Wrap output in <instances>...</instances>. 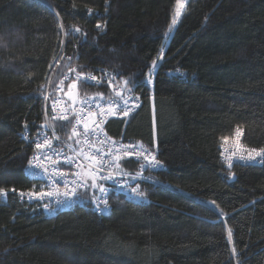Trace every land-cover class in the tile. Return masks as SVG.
Masks as SVG:
<instances>
[{"label":"trees","instance_id":"1","mask_svg":"<svg viewBox=\"0 0 264 264\" xmlns=\"http://www.w3.org/2000/svg\"><path fill=\"white\" fill-rule=\"evenodd\" d=\"M175 3L0 0V264H264V159L226 166L219 157L221 138L237 128L247 147L264 149V0H188L165 38ZM70 67L124 88L135 82L139 108L103 129L161 162L144 173L151 182L135 185L144 198L111 194L107 214L47 216L18 196L41 186L25 174L24 129L47 121L75 147L70 122L46 120L42 101L66 89ZM78 93L106 95L82 83ZM117 163L138 171L131 159Z\"/></svg>","mask_w":264,"mask_h":264},{"label":"built area","instance_id":"2","mask_svg":"<svg viewBox=\"0 0 264 264\" xmlns=\"http://www.w3.org/2000/svg\"><path fill=\"white\" fill-rule=\"evenodd\" d=\"M155 69L150 68L146 73L145 77L142 80V84L146 85L147 79L149 78V73L151 72V80L154 76ZM75 70V71H72ZM80 73L86 76H95L98 79H102V82L97 84L95 81L92 82H82L77 80L76 74ZM62 83H67L66 89H56L54 94H48L44 92L42 96L43 107L46 112L45 119L48 120H58V121H69L70 122V133L75 140V147L69 145L67 142L63 141L49 126L46 121V128L41 129L35 133H29L26 129H24L23 137L27 144H29L31 148V155L28 159L27 166L25 168V174L32 180H37L41 183V186L38 190H31L20 192L18 194L20 200H25L27 202L35 203L38 207L43 211L47 216H54L58 212L73 210L77 207H83L85 209L90 210L95 214H107L110 211V203L109 196L113 195H124L126 198H131V189L135 188L137 181H148L144 175L146 171H158L161 169V166L155 168H145L141 169V164L144 163L142 158H137L135 155L128 156L127 152L132 151L135 152L138 150L137 147L128 148L127 146H142L144 150L155 154L152 150L146 148L144 145L133 142V141H121L118 139H111L103 129V124L108 118H126L132 113H134L140 106L141 103V95L138 89L135 87L132 91H127V88H124L122 85L114 84L108 76L101 73H93V72H80L75 67H70L61 78ZM74 82L82 83L84 85L103 88L106 91L105 96L91 97L85 96L82 99H79L78 93V102L73 109L70 108L69 101L65 98V93L70 89L69 85ZM151 85V83L149 84ZM117 92L121 93V96L124 99H121V96H117ZM83 101V103H82ZM127 101V103H125ZM97 104L100 107L105 109L104 115L100 114V108L97 107ZM112 108L117 112L116 115L108 114V109ZM83 110V111H81ZM127 111L128 115H123V112ZM95 113L94 115H89V113ZM66 116L67 119H60V117ZM79 120V123H78ZM84 123L89 125L90 134L85 136L84 133ZM99 126V132L91 131ZM75 129L77 135H73V130ZM236 131V129H235ZM235 131L232 136L229 137L227 142L222 141L219 148V157L223 164L229 166L228 160L232 159V164H249L261 166L263 163L264 157H256L254 160H240L238 157L240 155H244L247 157V152H240L236 150V137ZM241 138L240 145L247 149H253L247 147L243 142V132L241 130ZM39 136V142H43L44 138H47L52 141L51 149H44L39 152L41 159H44L45 155L50 157V159H44L45 165L48 167L49 173L52 172H61L67 174V179L69 181L68 185H65L64 177L56 176L53 180L47 179L45 176L33 178L29 174V160L33 159L34 156L37 155V150L35 148V144L37 142V137ZM58 137V139H54L53 137ZM85 140L88 143H85ZM79 141V143H77ZM261 150V149H256ZM223 152V155L221 153ZM235 152V155L233 153ZM83 153V154H82ZM101 153L104 154L105 164L103 169L99 172L100 176L108 175L110 171H116L114 169L115 164L123 159H131L138 164L137 173H141V175L137 176L135 174L129 173H121L114 178L113 180H97V183H103L105 188L109 189L107 193H101L98 188H79L77 184L83 181L84 177L91 168L97 167L96 161L101 159ZM95 156L96 160H92L91 157ZM117 157L120 159L117 160ZM70 158V159H69ZM157 159V158H156ZM158 160V159H157ZM36 171H41V169H36ZM74 173H79L80 177L77 179L74 176ZM135 176L136 179L133 180L132 177ZM72 180H77V184L71 183ZM122 181L128 182L127 188L119 187V183ZM89 185L91 184V180H88ZM76 188V195L73 196H65L64 193L66 191H71L72 188ZM89 190L91 192V196H82L81 192H86ZM40 191H52L54 195L52 197H43L42 199L39 197L29 198L27 193L29 192H40ZM21 193L25 195L21 196ZM95 197V200L93 199ZM104 201L107 202V207H105ZM45 204L49 207L45 208ZM103 209V211L101 210Z\"/></svg>","mask_w":264,"mask_h":264},{"label":"snow or ice","instance_id":"3","mask_svg":"<svg viewBox=\"0 0 264 264\" xmlns=\"http://www.w3.org/2000/svg\"><path fill=\"white\" fill-rule=\"evenodd\" d=\"M186 7V4L184 3V0H176V4H175V8H174V13H173V16H172V19H171V22L170 24L168 25V30L167 32L165 33V38H167L173 31L174 29L176 28L180 18L182 17V15L184 14V9ZM89 13L91 14V9L88 10ZM102 25L100 24H97V28H101ZM77 32L80 31L79 28L76 29ZM161 58H163V49L161 50ZM152 66H153V69L156 68L158 66V63H157V60H153L152 61ZM72 71H75V70H72ZM149 75V78L147 79V83H152V80H151V72L148 74ZM76 77H77V80H80L82 82H92V81H95L97 84L101 83L102 82V79H98L97 77L95 76H86V75H82L80 73H77L76 74ZM124 84L125 85H131L130 88H127L126 90L127 91H132L135 89V87L137 86L135 84L134 81H132L131 79L129 80H125L124 81ZM76 87V84L73 83L71 85H69V88H74ZM71 93H69L70 95ZM117 96H121V93L120 92H117L116 93ZM121 99H124L123 96H121ZM83 103V101H82ZM125 103H127V101H125ZM97 107L100 108V114L101 115H104L105 113V109L100 107L99 104H97ZM83 111V110H81ZM108 114L110 115H116L117 112L115 110H113L112 108H109L108 110ZM95 113H89V115H94ZM123 115L127 116L128 115V112L125 111L123 112ZM60 119H67L66 116L64 117H60ZM78 123H79V120H78ZM99 126L97 125V127L95 129H92L91 131H95V132H99ZM85 136L89 135L90 134V129H89V125L87 123H84V133H83ZM73 135H77L75 129L73 130ZM241 130L240 128H237L236 131H235V137H236V150L237 151H240V152H244L246 151L248 154H247V157H245L244 155H240L238 157V159L240 160H244V159H248V160H254L256 157H264V149H261V150H256V149H247V148H244L240 145V138H241ZM54 139H58V137H53ZM39 136L37 137V142L35 144V148L37 150V155L33 157V159H30L29 160V165H30V168H29V174L33 177V178H36V177H41V176H45L47 177V179L49 180H53L54 177L56 176H60V177H64V182H65V185L67 186L69 181L67 179V174L65 173H61V172H52V173H49L48 171V167L45 165L44 163V159H50V157H48L47 155H45L44 159H41L40 155H39V152L41 150H44V149H51V145H52V141L47 139V138H44L43 139V142H39ZM223 141L227 142V140L229 139L228 137H222L221 138ZM77 143H79V141H77ZM85 143H88L87 140H85ZM128 148H133V147H137L138 150H136L135 152H132V151H129L126 153V155L128 156H133L135 155L137 158H142L144 163L141 164V169H145V168H155V167H159L161 166V162L159 160L156 159V156L154 154H152L151 152H148L147 150H144L142 146H132V145H129L127 146ZM83 154V153H82ZM101 159L99 161H96V165L97 167H95L94 169L90 167V170L89 172L87 173V175L84 177L83 181L80 182L79 184H77V180H72L71 183L73 184H77V187L79 188H84V189H87L89 187L91 188H98L99 191L101 193H107L109 191V189L105 188L104 184L103 183H100L98 184L97 183V180H114V178L116 176L119 175V172H116V171H110L108 175H105V176H100L99 175V172L103 169V166L105 164V160H104V154L101 153ZM221 155H223V152L221 153ZM233 155H235V152L233 153ZM70 159V158H69ZM92 160H96V157L95 156H92L91 157ZM120 158L117 157V160H119ZM228 164L229 166H231L232 164V159L229 158L228 160ZM115 168H119V164L116 163L115 164ZM36 169H41V171H36ZM74 176L77 177V179H79L80 177V174L79 173H74L73 174ZM141 175V173H137V176ZM91 180V184L89 185L88 183V180ZM133 180L136 179L135 176L132 177ZM119 187L121 188H127L128 187V182L127 181H122L119 183L118 185ZM15 191V190H13ZM131 192L137 196V197H140V198H144L145 196V193L142 192V191H139L138 190V187L137 188H132L131 189ZM4 194V190L3 189H0V195ZM25 195L24 193H21V196ZM27 195L29 196V198H32V197H39V198H43V197H52L54 195V193L52 191H40V192H29L27 193ZM65 196H73V195H76V188H72L71 191H66L64 193ZM95 200V197L93 198ZM105 204V207H107V202L104 201L103 202ZM213 204L215 203L214 201L212 202ZM49 206L47 204H45V208H48ZM103 211V209H101ZM221 215H225L224 213H221ZM228 239L229 241L231 242V239H232V232H231V229L228 230ZM232 254L233 256L237 255L236 253V250L235 248H233L232 250ZM238 264H242V262H238Z\"/></svg>","mask_w":264,"mask_h":264},{"label":"water","instance_id":"4","mask_svg":"<svg viewBox=\"0 0 264 264\" xmlns=\"http://www.w3.org/2000/svg\"><path fill=\"white\" fill-rule=\"evenodd\" d=\"M76 84V87L69 89L64 95L65 98L69 101L70 103V108L73 109L75 107V105L78 102V84L76 82H74ZM69 93H71L69 95ZM45 126H42L41 129H44Z\"/></svg>","mask_w":264,"mask_h":264},{"label":"rangeland","instance_id":"5","mask_svg":"<svg viewBox=\"0 0 264 264\" xmlns=\"http://www.w3.org/2000/svg\"><path fill=\"white\" fill-rule=\"evenodd\" d=\"M187 1H188V0H184V3L186 4ZM175 4H176V3H175ZM174 8H175V5H174ZM174 8H173V13H174ZM173 13H172V16H173ZM58 85H59V84H58ZM58 85H57V88L60 89V90H62V89H63V86H62V85H59V86H58ZM82 98H83V96H79V99H82ZM234 131H235V130H234ZM222 141H223V140H221L220 145H221ZM219 148H220V147H219ZM233 165H234V164H233Z\"/></svg>","mask_w":264,"mask_h":264},{"label":"bare ground","instance_id":"6","mask_svg":"<svg viewBox=\"0 0 264 264\" xmlns=\"http://www.w3.org/2000/svg\"><path fill=\"white\" fill-rule=\"evenodd\" d=\"M45 126V125H44ZM45 128H46V126H45Z\"/></svg>","mask_w":264,"mask_h":264}]
</instances>
